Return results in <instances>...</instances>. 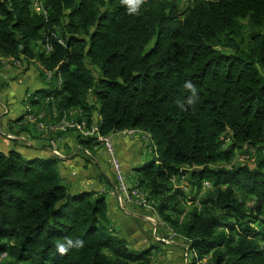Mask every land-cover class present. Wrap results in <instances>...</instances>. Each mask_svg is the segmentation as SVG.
Wrapping results in <instances>:
<instances>
[{"label": "trees", "instance_id": "trees-1", "mask_svg": "<svg viewBox=\"0 0 264 264\" xmlns=\"http://www.w3.org/2000/svg\"><path fill=\"white\" fill-rule=\"evenodd\" d=\"M189 1L181 9L146 0L139 15H130L121 0H36L40 13L33 0H0V57L34 60L53 74L29 105L55 112L58 122L78 110L79 126L95 128L97 137L149 135L151 161L126 168L121 158V166L134 174L133 184L125 174L128 185L156 201L158 220L185 240L196 256L189 264L209 254V264H264V218L236 196L264 205V0ZM185 81L196 85L199 99L182 111L176 101L189 95ZM8 126V134H29ZM81 136V150L100 146ZM10 142L0 147L2 264H151V251L166 245L154 240L131 251L105 194L74 189L59 174L61 158L50 152L23 154L44 147ZM249 149L258 155L254 167L233 161L235 152ZM98 178L112 186L111 172L110 182ZM181 178L184 189L172 182ZM204 182L205 196L184 213L185 191L198 192ZM65 237L83 239L85 247L61 256L56 243Z\"/></svg>", "mask_w": 264, "mask_h": 264}, {"label": "crops", "instance_id": "crops-1", "mask_svg": "<svg viewBox=\"0 0 264 264\" xmlns=\"http://www.w3.org/2000/svg\"><path fill=\"white\" fill-rule=\"evenodd\" d=\"M44 70L45 69H43L34 60H30L29 62L13 61L10 58H3L0 60V85L4 86V89L0 93V100L2 101L0 105H5L6 107V111L4 110L2 114L0 113V129L2 132L7 134L9 121L16 122L15 126L18 125V129L21 127L27 128L29 130V134L23 132L18 135L19 141H22L27 146L26 143L30 140V146L28 147L36 150H39L40 147H44L45 149L41 151L39 150L38 153L28 151L32 156L35 154L45 155L47 152L48 154L51 153V151H49V147H45V145H47L46 141H48L47 139L49 138V134H46V132L38 129L35 123L25 121L23 109V102L27 100L28 96L29 102H31V100H37V97L31 98V94L39 89L48 87V85L53 81V79H49L45 75L47 74V76H53V74ZM55 84L60 86L59 81ZM35 106L37 107L38 105H34L32 108ZM37 110V112L34 111L37 115L44 113L46 117L44 119L45 122L58 121V117L55 112H53V115L52 113L49 114L47 111H44L42 106L38 107ZM68 113L72 115H79L80 112L78 110H72ZM71 117L72 116H70V118ZM82 119L84 118L82 117ZM65 123L66 119L59 122V126H62ZM79 123L80 122H73L70 125L71 129H73L77 135L81 133ZM127 132H131L132 135ZM142 134L145 135L146 133L140 130H131L122 131L111 136L116 155L120 163L122 162L121 158H123L124 167L127 168V164L128 166L129 164L138 166L144 165V156L147 154L146 150H151V147L149 145L150 142L148 143L147 139L143 140L141 139L142 137H139V135L143 136ZM147 136L149 137L148 134ZM57 145L60 153L63 155L61 162L58 164L59 174L63 179L71 180L74 183V189H96V187L100 186L101 182H103L106 186L107 183L103 180H98L99 173L107 179V182H110L108 179H110L111 171L109 166L106 164V156L103 149H99L101 146H94L92 152L83 149L81 150V146L78 144L76 139V134L70 131L60 136V139L57 141ZM12 146L13 144L10 143V148ZM26 152L27 150H25L23 154ZM88 157L94 163H87ZM125 172H128L129 182L131 179L130 177H132L133 181H135L134 174L129 168L126 169ZM113 200L108 202L109 216L111 220H117V227H119L123 234L130 239L129 241L134 249L139 250L143 247H147L148 244L156 240L154 239V235L151 233L154 228L148 224V221H146L145 218H143L144 216H153V208L143 207V209H141L137 208L134 204H125L126 206L120 209L117 206L116 201ZM142 222L146 224L141 225ZM156 233L163 237L169 234L168 230L163 226H157ZM174 235L175 234L172 233V236ZM164 244L166 245H161V252L158 251L154 253L155 257L151 255V264H189L182 257L181 252V247H185V252L188 251L185 240L183 243L176 240L175 242Z\"/></svg>", "mask_w": 264, "mask_h": 264}, {"label": "rangeland", "instance_id": "rangeland-1", "mask_svg": "<svg viewBox=\"0 0 264 264\" xmlns=\"http://www.w3.org/2000/svg\"><path fill=\"white\" fill-rule=\"evenodd\" d=\"M169 1H173V2H175V3H177V5H178V7H180L181 9L182 8H185V7H187L188 5H190V1L189 0H169ZM36 4H38V13H40L41 11H42V9H41V7H40V4L38 3V2H36ZM1 59H3L2 57H0V60ZM93 73H94V75H96V72L93 70ZM29 96L27 97V100L25 101V102H23V108H24V115H32V114H35V112L34 111H38L37 110V108L38 107H31L30 105H29ZM2 103V101L0 100V104ZM6 111V107H5V105H3V106H1L0 105V113L2 114L3 113V111ZM39 115H44V113H40ZM77 116H78V114H76ZM17 121V120H16ZM10 123H13V133L16 131V130H18V125H16L15 126V123H14V121H9ZM73 122H75V119H66V123L64 124V125H62V126H59V129H61L62 131H70V132H73V133H75V134H77L73 129H71V127H70V125H71V123H73ZM85 123V122H84ZM7 130V129H6ZM0 133H2V130L0 129ZM84 133H85V129L84 130H82L81 131V134L83 135V136H86V134L84 135ZM128 134H130V135H132V133L131 132H127ZM139 134H141L140 132H138ZM6 133H4L3 132V135H5ZM8 134V133H7ZM136 135H138V134H136ZM143 136H141V135H139V137L141 138V139H147V141H148V143L150 142L151 143V145H152V141L151 140H149V137L147 136V134H142ZM14 137H16V139L17 140H19V138H18V135L16 136V135H13ZM7 140V141H6ZM10 140H12V139H7L6 137H5V139H1L0 138V147H3V148H8V146H9V148H10ZM225 143L227 144L228 143V141L226 140L225 141ZM27 144V146H30V140H29V142L28 143H26ZM99 149H101V147L99 148ZM245 152H235V154H234V157H233V161H238V162H244L246 165H248V166H250V167H254L255 166V164H256V160H257V157H258V155H257V153L252 149H249V150H244ZM99 153V152H98ZM146 156H144V165L145 164H147V163H149V161H151V159H152V157H153V153H151V150H146ZM24 155H26V158H30V157H32V155H30L29 154V152L27 151L26 153H24ZM222 166H228V165H223L222 163H217L216 165H214V167H222ZM213 167V166H212ZM185 177H187L186 176V174H185ZM131 179H130V182H132L133 183V178L132 177H130ZM67 182H68V184H70V185H72V186H74V183L71 181V180H66ZM112 181V180H111ZM177 187L179 186V185H183V184H185L186 182H185V179L183 178H181V180H179V181H175V180H173L172 181ZM131 183V184H132ZM204 185H209L207 182H204L203 183ZM100 186H102V187H100ZM100 186H98V187H96V189H97V191H98V193H102V194H105L106 195V199H107V202H109V201H112L113 199L115 200V201H117L116 203H118V205L120 206V209L121 208H124L126 205L125 204H131V203H124V201L121 199L120 201L118 200V197L114 194V192H115V189H114V183H112V186H110V185H107L106 184V186L103 184V182H101L100 183ZM207 188H209V186H205L202 190H200V191H196L195 189H187L185 192H186V196H185V198L187 199V201H185L184 202V200H183V205H182V207H180V209H182V210H184V213H186V212H188V211H190L193 207H194V205L195 206H197V205H199V200L202 198V197H204L205 196V189H207ZM131 191L134 193V194H136V195H138V197H140V198H147V194L140 188V187H138L137 185H135V186H133V187H131ZM236 196H237V199L239 200V201H242V202H244L243 204H244V209H247V210H250V211H252V213H253V215H255V216H257V217H259V218H264V205H258L255 201H254V199L253 198H250L249 196H245L244 194H241L240 192H238V191H236ZM113 200V201H114ZM156 206H157V203H156V201H154V200H152V201H150L149 202V200H148V204L147 205H145V208L146 207H151V208H153V210L155 211V208H156ZM155 214V213H154ZM153 214V216H151L150 217V215L149 216H144L143 218H145L146 219V221H148V220H150V221H152V222H150L149 221V223L151 224V226L154 228L153 230H152V232H153V235H154V239H156L157 241H158V239H161V238H167L168 237V239H169V235H171V238L169 239V240H166V241H169V242H175L176 240H178V239H176V238H179V235L177 234V233H175V232H173L169 227H167L166 226V224L165 223H163L162 221H159L158 220V218H157V216H156V214L154 215ZM183 215L184 214H182L181 216H178V218H182L183 217ZM174 216V214H172V217ZM148 219V220H147ZM179 221H181V220H179ZM157 226H163V227H165L167 230H168V232H169V234L168 235H166V236H160V235H158L157 233H156V229H157ZM253 229H255V230H259L258 229V226H257V224H252V226H251ZM172 233H174L175 235L174 236H172ZM181 239V240H180ZM133 241V240H132ZM182 241V238H179V240H178V242H181ZM254 241H256L257 243H258V245H263L262 244V242L260 241V239H259V237H256L255 239H254ZM160 242V241H159ZM171 242V243H172ZM183 243V242H182ZM187 247V246H186ZM184 249H185V247H184ZM130 250L131 251H133L134 250V247L132 248V245H130ZM161 250H162V246L161 245H159L158 246V248H155V249H153L152 250V253H151V255L153 256V257H155V254L154 253H156V252H161ZM192 255V254H191ZM190 255V253L188 252H184L183 253V256H185V260L188 262V263H191L190 262V258L191 257H193V259L196 257L195 255H192L191 256ZM210 254L209 255H207V256H205V257H203L202 259H198V261L196 260V264H209V260H210ZM4 264H13L12 263V261L11 260H9V261H7L6 263H4Z\"/></svg>", "mask_w": 264, "mask_h": 264}, {"label": "built area", "instance_id": "built-area-1", "mask_svg": "<svg viewBox=\"0 0 264 264\" xmlns=\"http://www.w3.org/2000/svg\"><path fill=\"white\" fill-rule=\"evenodd\" d=\"M32 8L34 9V11L36 13H38V4H36V0H33ZM45 75L49 79H52V77H53V76H47V74H45ZM68 114L69 113L65 114L59 122H61L64 119H75V122H83L82 116L80 115V113L78 116H76V114H73V115L72 114L68 115ZM70 116H72V117L70 118ZM43 117H45V115H37V114L24 115L25 121L30 122V123H35L38 129L46 132V134H49V138L47 139L49 151H51V153L53 155L62 159L63 155L60 153V151L58 149L57 141L60 139L61 135L67 133L68 131H62L61 129H59V122L58 121L45 122L43 120ZM5 137L8 139H16V137H14L11 134H5ZM81 137H85V138L89 137V138L94 139V142L98 143L101 146V148L103 149V152L106 156V163L109 165L111 173H112V177H113V183H114V189H115L114 194L118 197V200L120 201L122 199L124 201V203L128 202V203H131L134 205L145 207V205L148 204V199L147 198H140V197H138V195L134 194L131 191V186L128 185L126 176L123 172V168H122L121 163H120V161L116 155V151H115L114 144H113V139L112 138L100 139L95 134H87L86 136H81ZM205 186H209V185L203 184L202 189ZM178 187H181L182 189H184V185H182V184L179 185ZM149 221L150 220H148V222ZM150 222H152V221H150ZM170 238H171V236H169V239ZM169 239L168 238H165V239L161 238V239H158V241H160L161 243H171L169 241H166ZM184 259H185V256H184ZM3 261H5L4 256L0 257V264H2Z\"/></svg>", "mask_w": 264, "mask_h": 264}, {"label": "clouds", "instance_id": "clouds-1", "mask_svg": "<svg viewBox=\"0 0 264 264\" xmlns=\"http://www.w3.org/2000/svg\"><path fill=\"white\" fill-rule=\"evenodd\" d=\"M146 3V0H121V4L126 6V10L130 15H139L142 5ZM183 87L189 95L183 100H177L176 105L182 111H186L187 106H194L198 99V89L191 81H185ZM85 241L80 238L73 239L71 237H65L62 240H58L56 243V252L61 256L67 255L72 249H83L85 247Z\"/></svg>", "mask_w": 264, "mask_h": 264}, {"label": "bare ground", "instance_id": "bare-ground-1", "mask_svg": "<svg viewBox=\"0 0 264 264\" xmlns=\"http://www.w3.org/2000/svg\"><path fill=\"white\" fill-rule=\"evenodd\" d=\"M80 128H81V131L84 130V129H85V125H84V124H81ZM95 131H96L95 128H92V130H91L90 132H88V131L86 132V129H85V133H84V135H85V134H86V135H87V134H94ZM98 138H100V137H98ZM110 138H111V137H107V136H106V137H102V138H100V139H110ZM2 256H4V255H2ZM2 256H1V257H2ZM5 259H6V258H5Z\"/></svg>", "mask_w": 264, "mask_h": 264}]
</instances>
